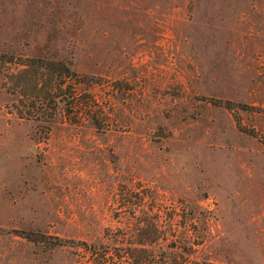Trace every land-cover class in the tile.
Returning <instances> with one entry per match:
<instances>
[{
    "label": "rangeland",
    "instance_id": "1",
    "mask_svg": "<svg viewBox=\"0 0 264 264\" xmlns=\"http://www.w3.org/2000/svg\"><path fill=\"white\" fill-rule=\"evenodd\" d=\"M0 54L63 59L109 120L20 115L0 61V264H77L122 187L212 261L264 264V0H0Z\"/></svg>",
    "mask_w": 264,
    "mask_h": 264
},
{
    "label": "trees",
    "instance_id": "2",
    "mask_svg": "<svg viewBox=\"0 0 264 264\" xmlns=\"http://www.w3.org/2000/svg\"><path fill=\"white\" fill-rule=\"evenodd\" d=\"M3 56L0 54L1 62L15 60ZM17 62V70L9 71L7 76L12 79L13 89L20 93L22 106L26 105V109L18 107L20 115L43 118L48 123L62 112L73 122H89L103 130L109 128L105 107L88 91L81 74L66 61L39 55ZM218 101L232 111L240 129L254 132L242 123L233 101ZM116 214L118 223L104 229L106 240L74 244L77 264H234L214 262L203 256L200 253L203 239L184 236L182 231L187 223L178 222L176 209L160 203L152 191L120 188ZM30 238L40 241L37 237Z\"/></svg>",
    "mask_w": 264,
    "mask_h": 264
}]
</instances>
